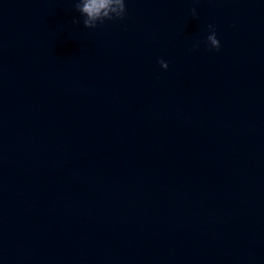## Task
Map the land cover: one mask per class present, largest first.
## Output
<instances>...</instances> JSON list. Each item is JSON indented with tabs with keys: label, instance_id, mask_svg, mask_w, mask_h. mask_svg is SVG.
I'll return each mask as SVG.
<instances>
[{
	"label": "water",
	"instance_id": "95a60500",
	"mask_svg": "<svg viewBox=\"0 0 264 264\" xmlns=\"http://www.w3.org/2000/svg\"><path fill=\"white\" fill-rule=\"evenodd\" d=\"M125 2L0 0V264H264V0Z\"/></svg>",
	"mask_w": 264,
	"mask_h": 264
},
{
	"label": "clouds",
	"instance_id": "9594fccd",
	"mask_svg": "<svg viewBox=\"0 0 264 264\" xmlns=\"http://www.w3.org/2000/svg\"><path fill=\"white\" fill-rule=\"evenodd\" d=\"M75 9L83 17V25L85 28H96L99 24H103L106 20L123 19L127 13L125 0H74ZM192 15L194 18L198 16L196 9L193 8ZM73 24H80V19L73 17ZM210 34L207 36V42L210 47L219 49L220 41L216 36L215 26L208 25ZM198 46V43H197ZM160 65L167 69L168 64L164 60L159 61Z\"/></svg>",
	"mask_w": 264,
	"mask_h": 264
}]
</instances>
